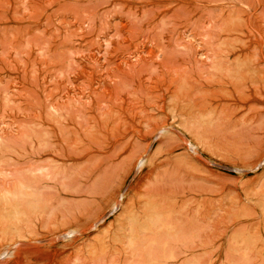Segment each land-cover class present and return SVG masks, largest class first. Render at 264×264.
<instances>
[{"label":"rangeland","instance_id":"rangeland-1","mask_svg":"<svg viewBox=\"0 0 264 264\" xmlns=\"http://www.w3.org/2000/svg\"><path fill=\"white\" fill-rule=\"evenodd\" d=\"M0 264H264V0H0Z\"/></svg>","mask_w":264,"mask_h":264}]
</instances>
